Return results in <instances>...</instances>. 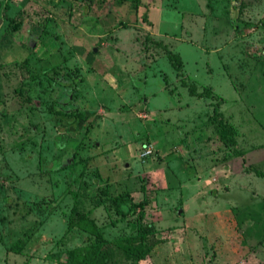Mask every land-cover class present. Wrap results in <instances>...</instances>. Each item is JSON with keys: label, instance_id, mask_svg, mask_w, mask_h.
I'll use <instances>...</instances> for the list:
<instances>
[{"label": "rangeland", "instance_id": "obj_1", "mask_svg": "<svg viewBox=\"0 0 264 264\" xmlns=\"http://www.w3.org/2000/svg\"><path fill=\"white\" fill-rule=\"evenodd\" d=\"M140 241L264 264V0H0V264Z\"/></svg>", "mask_w": 264, "mask_h": 264}, {"label": "trees", "instance_id": "obj_2", "mask_svg": "<svg viewBox=\"0 0 264 264\" xmlns=\"http://www.w3.org/2000/svg\"><path fill=\"white\" fill-rule=\"evenodd\" d=\"M133 1H137V0H133ZM167 57L172 60V62H171L172 66L175 69H179L180 60H179L178 55L171 54V53L167 52ZM180 82L183 85H185V82L183 80H181ZM187 88H188V93L190 95L209 96V92L206 89H204L201 92H196L194 89V86L192 84H188ZM88 113L91 114L92 111L89 110ZM221 128L223 130L224 138L231 142V140L229 139V136H228V131H229L228 127L226 125H222ZM90 223H92V222L90 221ZM122 249H123V252L131 259V263L135 264L140 258H142L147 253L148 246H147L146 242L140 241L134 245L124 244V245H122ZM91 261H92V255H90L89 253L86 255L84 253L81 256H78L76 258L75 263L76 264H91Z\"/></svg>", "mask_w": 264, "mask_h": 264}, {"label": "built area", "instance_id": "obj_3", "mask_svg": "<svg viewBox=\"0 0 264 264\" xmlns=\"http://www.w3.org/2000/svg\"><path fill=\"white\" fill-rule=\"evenodd\" d=\"M150 152V148L146 147L144 150H142V152L140 153L141 156H145Z\"/></svg>", "mask_w": 264, "mask_h": 264}, {"label": "water", "instance_id": "obj_4", "mask_svg": "<svg viewBox=\"0 0 264 264\" xmlns=\"http://www.w3.org/2000/svg\"><path fill=\"white\" fill-rule=\"evenodd\" d=\"M96 48H93V51L95 50Z\"/></svg>", "mask_w": 264, "mask_h": 264}]
</instances>
